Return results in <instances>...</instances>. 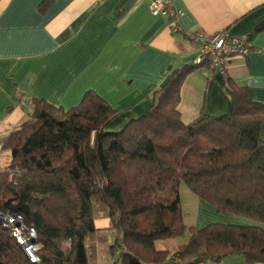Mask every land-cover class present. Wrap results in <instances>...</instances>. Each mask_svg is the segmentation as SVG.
Wrapping results in <instances>:
<instances>
[{
  "label": "trees",
  "instance_id": "trees-1",
  "mask_svg": "<svg viewBox=\"0 0 264 264\" xmlns=\"http://www.w3.org/2000/svg\"><path fill=\"white\" fill-rule=\"evenodd\" d=\"M202 67H212L208 57L175 68L151 107L117 131L108 129L115 110L93 90L70 109L33 99L31 117L2 143L11 156L0 168V212H19L37 230L40 260L30 261L0 218V264H100L108 230L111 264H203L234 254L264 264V104L226 75L230 113L203 109L184 122L181 87ZM182 183L221 214L254 224L187 226ZM95 203L107 208L109 227L96 225ZM183 237L173 251L156 248Z\"/></svg>",
  "mask_w": 264,
  "mask_h": 264
},
{
  "label": "crops",
  "instance_id": "crops-1",
  "mask_svg": "<svg viewBox=\"0 0 264 264\" xmlns=\"http://www.w3.org/2000/svg\"><path fill=\"white\" fill-rule=\"evenodd\" d=\"M172 4L183 11L178 21L153 12L151 0H0V156H4L0 168L10 162L2 143L31 117L33 99L70 109L93 90L116 112L108 129L120 130L151 107L153 92L175 68L202 55L198 33L247 37L256 31L248 42L253 50L230 57L225 74L213 66L188 74L179 104L183 121H193L203 109L214 116L230 113L226 75L251 87L254 99L264 104V0H172ZM261 137L264 140V126ZM197 203L195 220L187 226L254 224L221 214L198 197ZM109 225L110 220L98 227ZM186 240H158L156 248L173 251ZM203 264L246 263L234 254Z\"/></svg>",
  "mask_w": 264,
  "mask_h": 264
},
{
  "label": "built area",
  "instance_id": "built-area-1",
  "mask_svg": "<svg viewBox=\"0 0 264 264\" xmlns=\"http://www.w3.org/2000/svg\"><path fill=\"white\" fill-rule=\"evenodd\" d=\"M151 9L155 13L172 17L176 21L183 15L182 10L174 7L172 0H151ZM175 29H178L177 24ZM196 39L200 42L203 53L194 60V63H202L208 57L213 68L221 74H225L226 62L230 57L248 51V39L245 35L198 33ZM0 218L2 227L22 246L30 261L38 262L40 260L38 251L42 245L38 242L37 230L33 226L26 225L23 215L16 211L0 212Z\"/></svg>",
  "mask_w": 264,
  "mask_h": 264
},
{
  "label": "rangeland",
  "instance_id": "rangeland-1",
  "mask_svg": "<svg viewBox=\"0 0 264 264\" xmlns=\"http://www.w3.org/2000/svg\"><path fill=\"white\" fill-rule=\"evenodd\" d=\"M4 152H7L4 150ZM11 156V152H9ZM4 156H0V159H3ZM179 196L181 199V204L184 207L186 214V224L191 225L193 224L196 216V208H197V197L196 195L191 191V189L184 183L180 186ZM94 212H95V219L97 226H107V223L109 222V218L106 216L107 208L100 204L95 203L94 205ZM106 233L110 237V243L115 240V235L110 230L106 231ZM110 243L106 244H100L99 245V262L100 264H111L112 263V257L109 252V245ZM70 246V241L66 240L61 242V247L65 250H67Z\"/></svg>",
  "mask_w": 264,
  "mask_h": 264
}]
</instances>
